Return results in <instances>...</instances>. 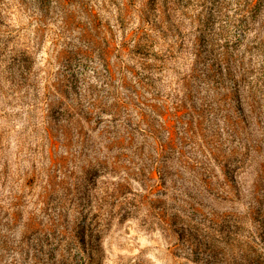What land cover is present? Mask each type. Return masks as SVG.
Listing matches in <instances>:
<instances>
[{
    "label": "rangeland",
    "instance_id": "1",
    "mask_svg": "<svg viewBox=\"0 0 264 264\" xmlns=\"http://www.w3.org/2000/svg\"><path fill=\"white\" fill-rule=\"evenodd\" d=\"M191 16L0 0V264L251 260L241 124Z\"/></svg>",
    "mask_w": 264,
    "mask_h": 264
},
{
    "label": "trees",
    "instance_id": "2",
    "mask_svg": "<svg viewBox=\"0 0 264 264\" xmlns=\"http://www.w3.org/2000/svg\"><path fill=\"white\" fill-rule=\"evenodd\" d=\"M190 9L195 58L213 90L227 93L236 110L242 145L241 171L250 228L247 264H260L264 249V0H165Z\"/></svg>",
    "mask_w": 264,
    "mask_h": 264
}]
</instances>
